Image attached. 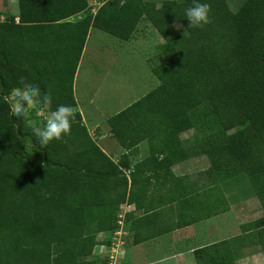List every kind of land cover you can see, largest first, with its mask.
<instances>
[{
    "label": "trees",
    "instance_id": "obj_1",
    "mask_svg": "<svg viewBox=\"0 0 264 264\" xmlns=\"http://www.w3.org/2000/svg\"><path fill=\"white\" fill-rule=\"evenodd\" d=\"M101 1L91 13L87 0H15L17 21H0V164H9L0 165V264H105L92 249L98 232L116 228L127 184L131 196L133 176L127 183L117 167L127 154L114 164L77 111L71 133L41 147L5 97L23 77L50 91L53 106L74 107L71 82L88 28L127 40L142 18L162 38L150 67L158 84L107 118L112 136L129 149L143 140L141 130H154L141 163L157 162L158 154L168 164L203 154L217 181L244 174L262 215L240 229L255 230L264 259V0H242L234 11L225 0H200L211 5V22L202 28L186 20L193 0ZM200 124L209 128L199 132ZM191 128L199 136L182 148L177 134ZM193 257L195 264H233L216 244Z\"/></svg>",
    "mask_w": 264,
    "mask_h": 264
},
{
    "label": "crops",
    "instance_id": "obj_2",
    "mask_svg": "<svg viewBox=\"0 0 264 264\" xmlns=\"http://www.w3.org/2000/svg\"><path fill=\"white\" fill-rule=\"evenodd\" d=\"M0 2H3L5 10L12 0ZM68 20L74 19L69 17ZM106 38L118 39L94 27L88 28L71 90L76 111L82 118L84 115L91 118L88 126L93 130L98 148L114 164L127 154L122 158L123 164L117 167L127 183L129 176H133L131 196L128 199L127 184L123 202L131 203L134 210L125 215L127 235L119 257L120 264H195L193 251L212 244L218 245L219 250H228L234 257V264H241L240 261L264 264L263 254L255 244V230L240 229L242 224L262 215L253 193L247 199L235 195L234 185L241 177L217 181L213 172L208 170L209 163L203 154L190 155L170 164L158 162L162 157L158 154L157 162L141 163L148 156L146 139L152 133L143 135V140L134 148H123L117 141L111 142L114 137L107 118L136 105L141 97L157 86L158 81L148 92L124 99L114 94L115 89L108 84H94L91 92L83 93L84 87L79 89L78 81L82 56L88 44L101 48L108 42ZM155 119L159 120L157 116ZM181 133L183 131L177 134V138L182 148L194 144L185 145L188 140H182ZM133 168H136L135 172ZM105 234L98 232L95 235L97 244L92 249L93 255L101 257Z\"/></svg>",
    "mask_w": 264,
    "mask_h": 264
},
{
    "label": "rangeland",
    "instance_id": "obj_3",
    "mask_svg": "<svg viewBox=\"0 0 264 264\" xmlns=\"http://www.w3.org/2000/svg\"><path fill=\"white\" fill-rule=\"evenodd\" d=\"M147 1H153L156 6H159L161 2V0ZM241 1L242 0H225V4L230 11H234ZM101 3V0H87L88 7L91 11H95ZM9 4L12 5V7L9 6ZM3 6V2H0V21L7 20L9 17H16L17 5L15 0H12V2L10 3L8 2V5L5 10ZM79 16L80 14H77L72 16L71 18L77 19ZM172 28L181 36L185 34L183 27L178 22L173 23ZM106 39H104V41ZM106 41L108 42H105V44L101 48H97V45H95L96 49H94L95 47L93 46L90 47V45L88 44L79 66V89H82V87H84V90L82 89V91L83 93L87 94L93 90L94 84H108L110 87H113V89H115L114 94H116L117 96L119 95L120 99L148 92L158 81L156 77L151 74L150 67L159 60L160 54L158 45H160V43L162 42V38L159 36V34L152 28V26L146 19L142 18L138 22L135 30L132 32V34L127 40H110L109 38ZM58 58L56 59L59 62L61 59V55H58ZM37 66L39 68L40 63H38ZM44 86L46 89L49 90L52 88L49 82L46 80H44ZM8 105L9 111L11 112V104L9 99ZM55 108L56 107L53 106L52 103L50 109L30 110L29 117L31 119L37 120V122H42L46 119L48 111L54 110ZM90 119V117L86 118L85 115L84 118L80 116V121L85 127L88 135L90 136V139L97 146V141L93 130L89 129L88 126V121ZM148 121L149 117L147 115H144L143 122L146 123ZM140 125L141 124H139V126ZM159 126H161V124ZM197 126L199 132H205L209 128V125L207 126V124H200ZM153 131L154 130H141L142 135L144 136H148ZM233 131L234 130L231 129L227 131V133H232ZM198 136L199 134L194 128L183 130V133H181V139L188 140V143L185 145H189L190 142L195 143ZM111 140V142L113 143L116 141L112 138ZM7 163L8 162L1 163L0 165L8 167L9 164ZM238 177H241V179H237V184L234 183L235 195H237V198L247 199V197L252 195V189L249 186L248 180L244 174L238 175L234 179ZM252 260H254V258ZM240 263L246 264V262L242 261H240Z\"/></svg>",
    "mask_w": 264,
    "mask_h": 264
},
{
    "label": "clouds",
    "instance_id": "obj_4",
    "mask_svg": "<svg viewBox=\"0 0 264 264\" xmlns=\"http://www.w3.org/2000/svg\"><path fill=\"white\" fill-rule=\"evenodd\" d=\"M211 5L200 0H193L191 6L185 9L188 26L202 28L211 22ZM6 99L10 100L11 115L22 119L31 129V133L41 147L47 146L53 140L59 141L71 133L72 121L76 118V109L69 105H58L47 113L42 122L29 117L30 110L50 109L53 97L50 91L42 92L34 83H28L23 77L19 86L11 90Z\"/></svg>",
    "mask_w": 264,
    "mask_h": 264
},
{
    "label": "built area",
    "instance_id": "obj_5",
    "mask_svg": "<svg viewBox=\"0 0 264 264\" xmlns=\"http://www.w3.org/2000/svg\"><path fill=\"white\" fill-rule=\"evenodd\" d=\"M16 22V17L14 18ZM134 206L128 202H122L118 205L116 213V228L106 233L104 238L103 252L101 257L105 264H120L119 257L123 253L125 238L127 231L125 229V215L127 212L133 211Z\"/></svg>",
    "mask_w": 264,
    "mask_h": 264
}]
</instances>
